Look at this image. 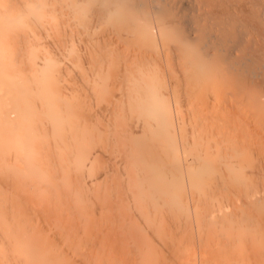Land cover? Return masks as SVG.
Instances as JSON below:
<instances>
[{"label":"bare ground","instance_id":"bare-ground-1","mask_svg":"<svg viewBox=\"0 0 264 264\" xmlns=\"http://www.w3.org/2000/svg\"><path fill=\"white\" fill-rule=\"evenodd\" d=\"M0 264H264V0H0Z\"/></svg>","mask_w":264,"mask_h":264}]
</instances>
